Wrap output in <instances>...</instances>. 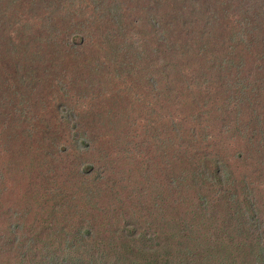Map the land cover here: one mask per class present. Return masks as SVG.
Listing matches in <instances>:
<instances>
[{
    "label": "rangeland",
    "instance_id": "374dc122",
    "mask_svg": "<svg viewBox=\"0 0 264 264\" xmlns=\"http://www.w3.org/2000/svg\"><path fill=\"white\" fill-rule=\"evenodd\" d=\"M0 264H264V0H0Z\"/></svg>",
    "mask_w": 264,
    "mask_h": 264
}]
</instances>
